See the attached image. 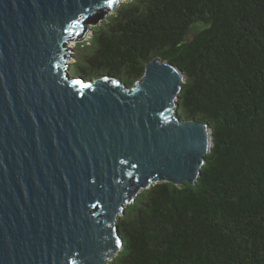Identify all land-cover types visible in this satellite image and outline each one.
Instances as JSON below:
<instances>
[{
    "label": "water",
    "instance_id": "1",
    "mask_svg": "<svg viewBox=\"0 0 264 264\" xmlns=\"http://www.w3.org/2000/svg\"><path fill=\"white\" fill-rule=\"evenodd\" d=\"M121 1L0 0V264H107L140 190L201 174L214 137L178 116L180 67L157 56L131 87L70 75L88 26L71 32Z\"/></svg>",
    "mask_w": 264,
    "mask_h": 264
},
{
    "label": "trees",
    "instance_id": "2",
    "mask_svg": "<svg viewBox=\"0 0 264 264\" xmlns=\"http://www.w3.org/2000/svg\"><path fill=\"white\" fill-rule=\"evenodd\" d=\"M88 24L77 76L131 87L161 57L188 77L178 116L214 137L193 184L157 182L132 199L109 264H264V0H126L69 37Z\"/></svg>",
    "mask_w": 264,
    "mask_h": 264
},
{
    "label": "rangeland",
    "instance_id": "3",
    "mask_svg": "<svg viewBox=\"0 0 264 264\" xmlns=\"http://www.w3.org/2000/svg\"><path fill=\"white\" fill-rule=\"evenodd\" d=\"M122 1H126V0H122ZM95 27H96V25L88 24V33H87L86 38L83 41H81V42H77V41L70 42L69 41L67 43V47H70V48H68L70 50V56H71L70 63H73L71 65V69H70V75L72 77L77 76L76 73L79 70L78 65L76 63H74L77 60V58L74 55V53H75L74 50H77L76 47H81V45H83V43H88L89 42V40L93 37V31H94ZM79 62L83 64V61H81V59L79 60ZM109 262H107V264H109Z\"/></svg>",
    "mask_w": 264,
    "mask_h": 264
},
{
    "label": "built area",
    "instance_id": "4",
    "mask_svg": "<svg viewBox=\"0 0 264 264\" xmlns=\"http://www.w3.org/2000/svg\"><path fill=\"white\" fill-rule=\"evenodd\" d=\"M70 42H72V41H70ZM67 48H70V47H67ZM69 50V49H68ZM69 53H70V50H69ZM71 59V58H70ZM69 65H70V61H69Z\"/></svg>",
    "mask_w": 264,
    "mask_h": 264
},
{
    "label": "snow or ice",
    "instance_id": "5",
    "mask_svg": "<svg viewBox=\"0 0 264 264\" xmlns=\"http://www.w3.org/2000/svg\"><path fill=\"white\" fill-rule=\"evenodd\" d=\"M112 0H109V3L111 4Z\"/></svg>",
    "mask_w": 264,
    "mask_h": 264
},
{
    "label": "flooded vegetation",
    "instance_id": "6",
    "mask_svg": "<svg viewBox=\"0 0 264 264\" xmlns=\"http://www.w3.org/2000/svg\"><path fill=\"white\" fill-rule=\"evenodd\" d=\"M68 66H69V65H68ZM68 66H67V67H68Z\"/></svg>",
    "mask_w": 264,
    "mask_h": 264
}]
</instances>
